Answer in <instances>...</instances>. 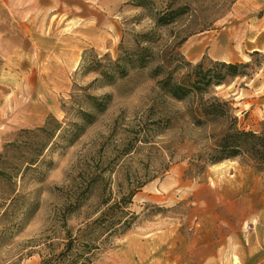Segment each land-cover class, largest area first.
<instances>
[{
	"label": "rangeland",
	"instance_id": "374dc122",
	"mask_svg": "<svg viewBox=\"0 0 264 264\" xmlns=\"http://www.w3.org/2000/svg\"><path fill=\"white\" fill-rule=\"evenodd\" d=\"M150 32L146 66L105 70ZM202 60L244 65L205 97L264 133V0H0V264L59 253L100 193L129 228L92 236L93 264H264V172L207 161L225 121L195 125L193 97L162 89Z\"/></svg>",
	"mask_w": 264,
	"mask_h": 264
},
{
	"label": "trees",
	"instance_id": "16d2710c",
	"mask_svg": "<svg viewBox=\"0 0 264 264\" xmlns=\"http://www.w3.org/2000/svg\"><path fill=\"white\" fill-rule=\"evenodd\" d=\"M179 11L172 10L165 15L160 14L156 19L157 25L161 26L171 22L174 14ZM151 37V32L139 34L136 39L139 47L133 51L126 50L118 57L116 63L107 65L105 70H114L116 73L124 74L129 66H146L150 61L152 47L144 46L142 42H150ZM211 63L212 66L208 67L205 60L200 61L179 80L174 79L170 74L167 75L168 78L162 81V89H165L173 98L178 100L193 97L191 108L194 113L195 125L202 126V124L219 120L225 121V130L219 135L215 146L204 155L207 161L217 163L225 159H236L237 157L248 158L254 162L258 170L264 172V133L242 127L238 123L239 117L234 114L235 109L230 101L217 96L205 97L211 86H218L223 83L228 77L237 73L239 66L244 65L238 62L226 63L223 61H212ZM37 131L42 132L44 135V140L38 142V144L45 148L52 138L53 132H50L47 124L44 127L37 128ZM29 132L34 133L36 131L30 130ZM89 192L90 186L81 184L76 193H79L84 199ZM100 194L101 202L96 210L99 215L94 220L88 221L85 227L80 229L79 236H74L70 230H67L65 248L59 253L52 251L42 258L40 264H93L98 257V252L102 249V243L112 235L121 234L129 228L128 222L124 223L121 228L115 227L113 219L114 206L109 205L108 197L102 193ZM131 195L129 197H132ZM126 198V196L123 197V203L127 200ZM77 203L76 207L79 208L81 201L77 200ZM101 233H106V240L96 244L95 237L101 235ZM94 235L96 236L93 238Z\"/></svg>",
	"mask_w": 264,
	"mask_h": 264
},
{
	"label": "crops",
	"instance_id": "0c3cea01",
	"mask_svg": "<svg viewBox=\"0 0 264 264\" xmlns=\"http://www.w3.org/2000/svg\"><path fill=\"white\" fill-rule=\"evenodd\" d=\"M259 207L255 209L256 212H258V215L261 214L262 209L264 208V201L262 203L259 202Z\"/></svg>",
	"mask_w": 264,
	"mask_h": 264
}]
</instances>
